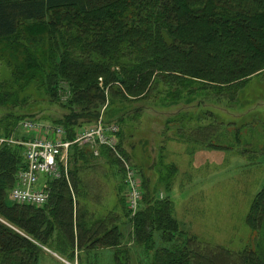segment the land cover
<instances>
[{"label":"trees","instance_id":"16d2710c","mask_svg":"<svg viewBox=\"0 0 264 264\" xmlns=\"http://www.w3.org/2000/svg\"><path fill=\"white\" fill-rule=\"evenodd\" d=\"M0 44L17 62L13 73L23 86L37 83V90L60 105L61 112L44 120L62 126L69 139L98 119L107 99L141 102L154 94L175 107L165 131L181 141L228 149L220 140L229 127L236 126L234 146L248 124L219 121L218 113L232 109L248 81L264 73V0H0ZM5 82L2 109L18 102ZM124 112L106 122L120 127ZM27 118L3 109L0 135L20 137V121ZM121 135L120 129L118 151L131 162ZM24 149L0 147V264H40L43 246L70 259L99 254L109 264H199L203 258L199 249L207 246L181 230L173 200L153 195L144 181L140 208L132 214L124 163L106 145L96 156L89 145L73 144L70 179L49 180L45 205L9 203L17 171L26 166ZM98 157L120 173L115 201L101 176L89 179V172L83 175L89 167H78ZM247 221L257 232L256 246L237 254L212 249L217 260L223 256L221 264H264V187Z\"/></svg>","mask_w":264,"mask_h":264},{"label":"rangeland","instance_id":"374dc122","mask_svg":"<svg viewBox=\"0 0 264 264\" xmlns=\"http://www.w3.org/2000/svg\"><path fill=\"white\" fill-rule=\"evenodd\" d=\"M45 50V47L41 46L39 53H44ZM11 59L12 56L0 44V84L6 81V88L15 91L18 98L15 105L5 106L3 109L6 112L12 111L31 117L30 120L33 121L50 123L44 119L52 112H61L60 105H53L49 95L37 90V83L28 82L27 86H23L25 81L13 73L17 62H11ZM100 82L102 85V77ZM62 97L65 99L66 95L63 93ZM149 100L141 101L142 103L139 100H128L124 103H120V100L116 102L106 100L98 119L102 117L105 122L113 120L116 119V113H121L122 109L125 111L123 121H119L120 127L116 123L118 126L115 133L116 145L111 149L122 158L124 167L125 162H128L137 171L141 189H144V181L153 195L173 200L174 214L180 222L181 230L187 235L195 236L207 246L203 245V249H199L200 255L203 256L198 258L199 264L202 261H205V264H221L223 256H218L220 259L217 260L215 257L217 254L212 253L217 251L218 246L226 249L228 254H237L244 248L255 247L257 232L249 225L247 217L255 195L264 187V73L255 75L248 81L234 107L232 109L225 107L227 113L219 112L221 105L216 110L219 112V121L234 120L237 125L248 124L242 128V141L234 146L231 145L235 142L233 130L236 126L229 127L230 133H226L227 135L220 140L221 144L230 147L228 149L178 140L172 131H165L166 120L175 107L163 105L154 94ZM136 106L141 107L138 115L134 111ZM3 109L0 108V117L3 116ZM18 129L20 137L26 134L28 138H32V133L25 132L21 126ZM120 129L121 143L131 162L118 151L117 134ZM2 145L0 144V147ZM245 149L248 152H241ZM102 163L104 164V160L98 157L88 163L80 162L78 167H89L83 174L89 172V179L95 180L97 175L101 176V180L106 183L107 195L110 194V199L115 201L116 191L120 192V173L115 166L104 164L101 167ZM66 166V178L69 180L70 170L75 167L71 157ZM173 166L177 168L175 174ZM41 186L42 183L37 184V187ZM8 202L14 201L9 197ZM102 203L99 207H105L104 201ZM136 212L132 211V214ZM1 220L5 221L2 217ZM50 249L54 250V247L51 246ZM57 254L50 250H42L40 264L110 263L108 257L99 254L97 256L85 253L80 260L70 259L58 252ZM234 256L237 258V255ZM133 257V262L137 263L136 254Z\"/></svg>","mask_w":264,"mask_h":264},{"label":"built area","instance_id":"2783aa9c","mask_svg":"<svg viewBox=\"0 0 264 264\" xmlns=\"http://www.w3.org/2000/svg\"><path fill=\"white\" fill-rule=\"evenodd\" d=\"M21 127L32 133V138H5L0 136V144L23 145L26 166L17 171V180L10 191V198L20 204L35 206L45 205L49 198V180L66 177L67 163L70 161L73 144L89 145L96 156H99L101 145L115 148L116 123H107L100 117L98 120L79 129L73 139L67 138V131L58 125L26 119ZM128 203L133 212L139 208L142 198L141 180L137 171L125 162ZM42 183L41 188L37 187Z\"/></svg>","mask_w":264,"mask_h":264},{"label":"crops","instance_id":"0c3cea01","mask_svg":"<svg viewBox=\"0 0 264 264\" xmlns=\"http://www.w3.org/2000/svg\"><path fill=\"white\" fill-rule=\"evenodd\" d=\"M123 228H124V231H125L126 233H127V232L129 233V232H130V229H131L130 227L127 228V226H125V227H123ZM129 245H131V243H129ZM43 247L45 248L44 250H47V251H48V250L53 251L55 255H58L57 252H56L55 250H52V249H50V248H48V247H46V246H43ZM76 259H77V258H76Z\"/></svg>","mask_w":264,"mask_h":264}]
</instances>
